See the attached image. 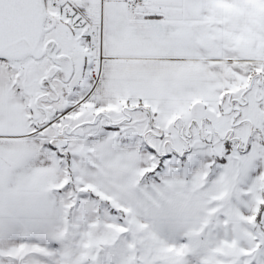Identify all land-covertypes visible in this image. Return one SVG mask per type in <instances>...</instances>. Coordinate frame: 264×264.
I'll list each match as a JSON object with an SVG mask.
<instances>
[{
	"label": "snow or ice",
	"instance_id": "obj_1",
	"mask_svg": "<svg viewBox=\"0 0 264 264\" xmlns=\"http://www.w3.org/2000/svg\"><path fill=\"white\" fill-rule=\"evenodd\" d=\"M0 264H264V0H0Z\"/></svg>",
	"mask_w": 264,
	"mask_h": 264
}]
</instances>
